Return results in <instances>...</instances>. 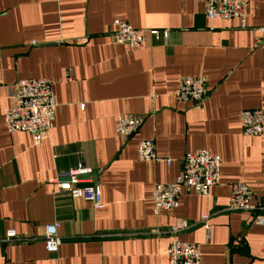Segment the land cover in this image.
Instances as JSON below:
<instances>
[{
    "label": "crops",
    "instance_id": "obj_1",
    "mask_svg": "<svg viewBox=\"0 0 264 264\" xmlns=\"http://www.w3.org/2000/svg\"><path fill=\"white\" fill-rule=\"evenodd\" d=\"M113 21L168 38L133 50L113 42ZM262 26L264 0L250 1L245 28L208 20L202 0H0V264H166L169 229L183 220L194 225L176 238L200 246V264H262L264 226L227 210L239 182L264 205V132L243 137L239 124L244 109L264 116V36L252 32ZM196 76L208 95L188 107L175 92ZM19 79L52 85L57 111L39 144L5 130ZM125 116L143 124L123 140ZM141 140L171 163L139 161ZM197 150L219 157V184L205 196L184 190L177 208L154 215L153 187L174 182ZM79 167L91 171L80 185H97L99 210L54 184ZM54 223L61 244L49 254L44 227ZM9 230L16 238L1 242Z\"/></svg>",
    "mask_w": 264,
    "mask_h": 264
},
{
    "label": "built area",
    "instance_id": "obj_2",
    "mask_svg": "<svg viewBox=\"0 0 264 264\" xmlns=\"http://www.w3.org/2000/svg\"><path fill=\"white\" fill-rule=\"evenodd\" d=\"M251 0H202L203 14L208 20L230 21L237 20L240 27L245 28L247 7ZM114 30L110 36L114 43L126 45L133 50L142 49L146 37H151L155 42L166 40L168 31L149 30L143 31L132 28L120 21H113ZM254 35L264 36V26L253 29ZM208 95L206 79L203 76L183 77L179 81L175 98L179 103L188 107L200 106ZM8 97L14 105L4 114L5 130L9 134L24 132L31 136L33 143L39 144L49 130L55 119L57 104L52 95V85L47 79H19L13 87L8 89ZM143 124V118L137 116L120 117L117 121L115 133L123 140L128 139L138 132ZM240 132L243 137H259L264 132V116L260 109H244L239 115ZM137 158L142 162L164 161L167 165L170 159L157 157L153 140H141L137 146ZM218 156L205 150L187 153L181 160V172L174 182L170 184H156L151 192L153 214L173 210L178 206V197L184 190H189L198 196H205L209 189L219 184ZM87 167L75 170L55 179L57 190L66 191L72 198L82 199L91 203L94 210L103 207L100 191L95 184L80 185L85 183L82 176L90 175ZM80 185V186H79ZM254 196L243 183H232L228 199L229 212L249 214L253 213L252 224L264 226V217L259 211L264 205L254 202ZM209 216L204 215L200 223L204 225L207 233ZM193 223L179 221L172 225L169 234L172 236L166 250V264H200V246L195 243H185L176 238V235L192 227ZM58 223L44 227V247L47 253L55 254L61 244L57 235ZM157 233V232H156ZM16 238V233L9 230L1 242H10ZM262 264H264V243L260 248Z\"/></svg>",
    "mask_w": 264,
    "mask_h": 264
},
{
    "label": "rangeland",
    "instance_id": "obj_3",
    "mask_svg": "<svg viewBox=\"0 0 264 264\" xmlns=\"http://www.w3.org/2000/svg\"><path fill=\"white\" fill-rule=\"evenodd\" d=\"M189 223V222H188Z\"/></svg>",
    "mask_w": 264,
    "mask_h": 264
}]
</instances>
